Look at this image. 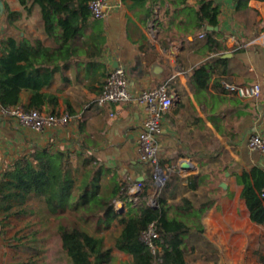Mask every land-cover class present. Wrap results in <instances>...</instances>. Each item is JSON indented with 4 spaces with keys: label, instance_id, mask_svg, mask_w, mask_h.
I'll list each match as a JSON object with an SVG mask.
<instances>
[{
    "label": "crops",
    "instance_id": "0c3cea01",
    "mask_svg": "<svg viewBox=\"0 0 264 264\" xmlns=\"http://www.w3.org/2000/svg\"><path fill=\"white\" fill-rule=\"evenodd\" d=\"M106 1L104 17L91 19L101 25L99 55L91 63L74 57L44 87L55 94L56 103L43 110L67 114V124L35 132L0 114V171L36 147L70 156L87 154L104 167V180H119L127 201L137 200L144 188L136 189L135 182L143 179L150 193L148 204L166 201L169 215L185 218L188 210L177 208L183 198L197 207L212 202L199 217L203 230L193 226L185 235L186 247L194 234L215 238L219 244L223 237L233 238L237 245L240 240H263L264 222L250 219L237 175L253 167L264 170V155L247 146L251 134L264 133V0H210L218 9L214 25L203 13L207 1ZM6 37L52 45L42 31L39 8L33 6L28 13L17 0H0V48ZM202 65L208 78L200 85L194 73ZM117 66L125 69L134 97L99 105L96 96ZM224 83L259 84L260 92L241 97ZM163 85L173 101L156 138L155 165L138 156L137 135L147 111L135 94ZM28 97L22 91L21 104ZM156 166L171 168L166 183L155 181ZM125 200L118 199L115 209L126 211ZM111 257L113 264L127 259L117 250ZM184 258L187 264H211L205 258Z\"/></svg>",
    "mask_w": 264,
    "mask_h": 264
},
{
    "label": "trees",
    "instance_id": "16d2710c",
    "mask_svg": "<svg viewBox=\"0 0 264 264\" xmlns=\"http://www.w3.org/2000/svg\"><path fill=\"white\" fill-rule=\"evenodd\" d=\"M17 1L28 13L33 6L39 8L42 31L52 45L40 40L32 44L17 43L13 37L4 39L0 48V106L42 110L56 103L55 94L44 91V87L50 85L57 69L74 57L87 58L91 63L90 59L99 55L103 44L101 25L98 20H91V0ZM203 11L209 23H217L218 9L209 1ZM87 29L92 32L87 33ZM194 78L196 83L204 84L207 67L195 69ZM22 91L29 93L23 104ZM104 177V167L87 154L70 156L36 147L31 154L17 158L0 171V212L4 216L20 215L38 209L41 215L52 216L69 264H113V250L127 255L126 260L117 264H187L185 235L193 226L203 230L199 217L212 202L197 207L183 198L177 208L179 212L188 210L185 218L172 216L166 201L160 200L157 206L148 204V185H143L136 201H127L119 180L115 176L106 180ZM237 182L242 185L241 197L250 219L263 223L264 203L260 194L264 190V170L253 167L243 171L237 175ZM118 199L126 201V211L115 209ZM31 200L39 205H32ZM150 223L155 224L158 232L154 242L160 249L156 254L140 238ZM107 231L112 234L109 245L104 236ZM13 264L37 263L28 260Z\"/></svg>",
    "mask_w": 264,
    "mask_h": 264
},
{
    "label": "built area",
    "instance_id": "2783aa9c",
    "mask_svg": "<svg viewBox=\"0 0 264 264\" xmlns=\"http://www.w3.org/2000/svg\"><path fill=\"white\" fill-rule=\"evenodd\" d=\"M210 1V0H202ZM91 15L94 18H102L108 7L106 0H91L89 3ZM261 38L264 43V28L261 32ZM227 90L234 92L241 97L257 96L260 92L259 84L237 85L224 83ZM134 94L129 88V80L125 69L117 66L108 73L105 82L101 86L96 96V102L99 105L109 102H119L130 100ZM137 100L146 107L147 115L143 121L142 128L138 132V156L141 161L152 162L157 164L158 147L156 143L157 136L162 132V117L166 110L172 105V95L166 90V87L142 90L135 94ZM0 114L4 117H13L24 127L30 128L35 132H42L47 127L66 125L69 116L67 114L54 113L36 108L25 109L21 106H1ZM247 146L250 150L264 155V133H253L247 140ZM3 157L0 149V168ZM155 181L163 184L167 178V174L158 166L155 168ZM144 185L143 179L135 182V188L141 189ZM264 203V190L260 194ZM158 237V232L154 223H150L148 227L142 231L140 238L148 245L153 254H156L159 247L154 240Z\"/></svg>",
    "mask_w": 264,
    "mask_h": 264
},
{
    "label": "rangeland",
    "instance_id": "374dc122",
    "mask_svg": "<svg viewBox=\"0 0 264 264\" xmlns=\"http://www.w3.org/2000/svg\"><path fill=\"white\" fill-rule=\"evenodd\" d=\"M162 170L167 174L171 172L168 167ZM29 203L39 205L36 200ZM54 229L53 217L41 215L38 209L35 213L20 215L4 216L0 212V264L28 260L36 261L37 264H69ZM104 236L109 245L112 241L111 232L107 231ZM213 240L215 238L199 234L190 237L185 251L189 261L205 258L211 264H264V237L263 240L255 238L248 242L240 240L238 245L232 243L233 238L223 237L221 244Z\"/></svg>",
    "mask_w": 264,
    "mask_h": 264
}]
</instances>
